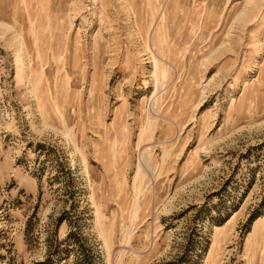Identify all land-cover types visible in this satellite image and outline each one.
<instances>
[{"label":"rangeland","instance_id":"374dc122","mask_svg":"<svg viewBox=\"0 0 264 264\" xmlns=\"http://www.w3.org/2000/svg\"><path fill=\"white\" fill-rule=\"evenodd\" d=\"M185 254L264 264V0H0V264Z\"/></svg>","mask_w":264,"mask_h":264},{"label":"trees","instance_id":"16d2710c","mask_svg":"<svg viewBox=\"0 0 264 264\" xmlns=\"http://www.w3.org/2000/svg\"><path fill=\"white\" fill-rule=\"evenodd\" d=\"M185 257H188V256H186V254L184 255V257H182L181 259H180V264H187V260H186V258ZM195 263V262H194ZM188 264H192V261H188Z\"/></svg>","mask_w":264,"mask_h":264}]
</instances>
